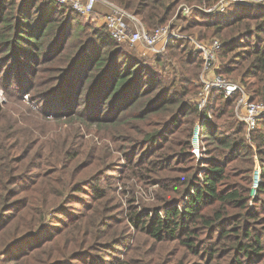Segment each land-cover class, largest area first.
Listing matches in <instances>:
<instances>
[{"label": "trees", "instance_id": "1", "mask_svg": "<svg viewBox=\"0 0 264 264\" xmlns=\"http://www.w3.org/2000/svg\"><path fill=\"white\" fill-rule=\"evenodd\" d=\"M108 1L147 30L177 16L181 32L219 38L217 73L264 101V4ZM83 16L56 0H0V264H264V117L249 141L244 123L217 122L240 93L212 90L198 108L203 60L189 40L171 39L150 67ZM136 184L157 186L154 201L137 202Z\"/></svg>", "mask_w": 264, "mask_h": 264}, {"label": "built area", "instance_id": "2", "mask_svg": "<svg viewBox=\"0 0 264 264\" xmlns=\"http://www.w3.org/2000/svg\"><path fill=\"white\" fill-rule=\"evenodd\" d=\"M61 4H69L76 12H79L83 15H90L95 11L96 4L99 0H56ZM258 3L264 4V0H221L218 4L210 7H205L207 12L210 13H224L229 8V6L240 3ZM108 6L111 8V12L104 15L102 18V25H105L113 39H115L119 43H126L131 46H135L138 43L144 44L150 51L154 54H160L166 50V47L171 39H178L180 36L189 40L194 44V48L198 52L207 53V50L202 46V43H199L196 38L192 35H182L179 32H174L170 26L159 27L154 30H147L143 23L138 20L133 15L129 14L125 10L116 6L115 4L108 2ZM182 14H189L191 11V7H186L184 5L181 6ZM184 11V12H183ZM221 43L218 40H215L211 45L210 49L219 50L221 48ZM216 51V52H217ZM211 57V54L205 58L208 60ZM207 63L205 62V65ZM204 77H202L203 79ZM214 82L207 83L204 80H201V89L198 95L195 98V102L198 108L201 111L207 106L209 98L211 96L209 89L211 87H217V90L222 89V94L225 97H230L241 88L233 83L228 81L227 79H223L221 77H217ZM213 90V89H212ZM210 94V95H209ZM244 106L245 108V116L242 119L247 125V132L252 131L258 120L261 116L264 115V101L251 102L246 98L244 94L240 100V107ZM207 118H203L199 120V123L196 125L194 129V134L192 137V150L191 152L198 157L203 154V148L201 147L202 135L203 133V122H205ZM201 120H204L201 122ZM201 135V136H200Z\"/></svg>", "mask_w": 264, "mask_h": 264}, {"label": "rangeland", "instance_id": "3", "mask_svg": "<svg viewBox=\"0 0 264 264\" xmlns=\"http://www.w3.org/2000/svg\"><path fill=\"white\" fill-rule=\"evenodd\" d=\"M108 0H99L98 2H97V4H96V7H95V11L92 13V14H90V15H84L83 16V21L84 22H88V23H91V24H94L96 27H102V22H101V20H102V18H103V15L107 12L108 13V10H109V8H108ZM182 5H184V6H186V7H191V6H193V5H189V4H187V3H182V4H180L179 5V8H178V14H182V9H181V6ZM184 12V11H183ZM235 12H236V8H234V10H229L228 11V13L229 14H227L226 16H234L235 15ZM130 14V13H129ZM241 14V13H240ZM106 15V14H105ZM132 15V14H131ZM184 15V14H183ZM185 15H188V14H185ZM189 16H191L190 14H189ZM222 16V15H221ZM224 16H225V14H224ZM180 21V19L177 17V16H174L172 19H171V21L169 22V24L168 25H165V26H170V24L171 25H174V24H180V25H178L176 28H173V27H171V29L172 30H175L174 32H179V34H182V35H192L194 38H196L195 40H197L199 43H202L201 45L202 46H204V48L207 50V53H204V52H199V55H200V57L202 58V60H203V66H202V70H201V72H200V76H199V78L198 79H196L195 80V82H196V84H198V85H202V83H201V80H204L205 82H207V83H210V82H214V80L215 79H218L217 77H221V78H223V79H227L228 81H230V82H233V83H235V84H237L240 88H241V90H238L237 92H236V94L237 93H240V96H239V98H238V100H237V103H236V105H235V107L234 106H226L225 107V109L227 110V113H228V115L227 114H224L222 117H221V119L220 120H218L217 122H218V124L219 123H222L223 124V126L225 127V128H227V129H230L231 127H234V124H236V123H244L245 125H247L242 119L244 118V116H245V108H244V106H242V107H240V100H241V98L243 97V95L245 94L246 95V98H248V100L249 101H251L250 100V98H249V95L247 94V92L245 91V88L238 82V81H235L234 79H232V78H227L226 76H223V75H221V74H219V73H217V69L220 67V65L222 64L221 63V59H220V56L218 55V51L217 50H214V51H212L213 49H210L211 48V45L213 44V42L215 41V40H218L221 44H222V42L220 41V39L219 38H217V37H211V38H208V39H200L199 38V36L196 34V33H192V34H188V33H184V32H181L180 31V27H181V25H183V24H185V23H183V22H181ZM164 27V26H163ZM195 30V29H194ZM177 32V33H178ZM180 39H184V38H182L181 36H180V38H178V40H180ZM191 45L193 46V49L195 50V51H197L196 50V48H194V44L193 43H191ZM128 47H129V49H131L134 53H136L139 57H142V58H144V60H145V62H149V63H151V66L150 67H154V65H155V62H154V58L157 56V55H160V54H164V52L165 51H163L162 53H160V54H154L152 51H150L144 44H142V43H138L137 45H135V46H131V45H128ZM221 47H222V45H221ZM217 51V52H216ZM198 52V51H197ZM211 54V57L208 59V60H205V58H207L209 55ZM205 62L207 63L206 65H205ZM163 74V73H162ZM167 74L170 76V77H172V73H170L169 72V70H167ZM202 77H204L203 79H202ZM212 89L213 90H216L218 93H222V89H219V90H217V87H211L210 89H209V92H210V94L212 93ZM215 91V92H216ZM209 94V95H210ZM198 95V94H197ZM197 95H194V97H192V101L194 102V99L196 98V96ZM233 96V95H232ZM211 97V96H210ZM231 97V96H230ZM230 97H225L226 99L227 98H230ZM25 98L27 99V96H25ZM210 99V98H209ZM28 100V99H27ZM251 102H257V101H251ZM9 101H8V99H7V96H6V94H5V92H4V90L2 89V87L0 86V104L2 105V106H7L8 107V105H9ZM30 103V102H29ZM208 103H209V101H208ZM207 103V104H208ZM31 106H32V108L33 109H35L36 110V106H34L32 103H31ZM222 106H223V104H222ZM207 117H208V119H206L205 120V122L208 120V121H212V119H213V117H212V115H211V113H208L207 114ZM264 117V115L263 116H261V118H263ZM242 118V119H241ZM260 118V119H261ZM49 119L50 120H54V118L52 117V116H49ZM259 119V120H260ZM204 120H201V122H203ZM207 121V122H208ZM63 124H62V126L65 128V127H67L69 124H70V122H68V121H65L64 119H63ZM199 123V120H197L196 121V123H195V125H194V127H193V131H192V133L194 134V129H195V127H196V125ZM203 125V124H202ZM204 126V125H203ZM247 127V126H246ZM246 131V130H245ZM204 133H205V130H203V133H201V135H202V141L200 142L201 143V147L203 148V154L201 153V156H200V158L199 159H202L203 157H205L206 156V152H207V146L205 145L206 143H205V141H203V135H204ZM247 133V134H246ZM200 135V136H201ZM245 135H246V137H247V139L249 140V137H248V132L246 131L245 132ZM91 137H95L96 139H98L95 135H94V133L93 132H91V133H88L87 132V138H91ZM192 137H193V135H192ZM250 141V140H249ZM191 142H192V138H191ZM193 154V153H192ZM194 155V154H193ZM195 156V155H194ZM195 158H196V160H199L198 159V157H196L195 156ZM259 165L257 164L256 165V167H255V170H254V174H253V178H254V183H253V187H252V196L254 197L255 196V191H256V188H257V185H258V181L260 180V176H259ZM134 183V182H133ZM129 185H131V182L129 183ZM157 186H154V187H151V188H146V187H144V186H142V185H140V184H136L135 185V189H134V191H135V194H136V197H137V202H139V201H145V202H151V201H154V198H155V189L154 188H156ZM122 188H123V185H119V187H118V190L119 191H121L122 190ZM125 200V199H124Z\"/></svg>", "mask_w": 264, "mask_h": 264}, {"label": "crops", "instance_id": "4", "mask_svg": "<svg viewBox=\"0 0 264 264\" xmlns=\"http://www.w3.org/2000/svg\"><path fill=\"white\" fill-rule=\"evenodd\" d=\"M108 8H109L108 13H109V12H111V8H110V6H108ZM108 13L106 12L105 14H108ZM105 14H104V15H105ZM104 15H103V16H104ZM101 21H102V20H101Z\"/></svg>", "mask_w": 264, "mask_h": 264}]
</instances>
